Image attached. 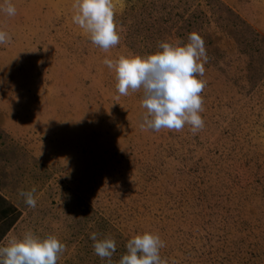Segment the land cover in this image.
<instances>
[{"label": "rangeland", "instance_id": "1", "mask_svg": "<svg viewBox=\"0 0 264 264\" xmlns=\"http://www.w3.org/2000/svg\"><path fill=\"white\" fill-rule=\"evenodd\" d=\"M0 247L32 232L57 264H119L159 235L167 264H264V0H113L117 46L73 23L74 0H0ZM204 41L193 134L141 128L143 90L120 95L104 59ZM35 189L36 207L22 192ZM111 238L109 260L94 251Z\"/></svg>", "mask_w": 264, "mask_h": 264}, {"label": "clouds", "instance_id": "2", "mask_svg": "<svg viewBox=\"0 0 264 264\" xmlns=\"http://www.w3.org/2000/svg\"><path fill=\"white\" fill-rule=\"evenodd\" d=\"M73 7L76 9L73 23L89 35L94 45L108 52L119 44L113 0H74ZM0 11L9 16L16 14L11 3L0 6ZM188 39L184 45L161 42L159 50L148 56L104 59V65L115 72L120 95L126 96L130 90H143L141 106L146 113L142 117V129L181 131L185 125H190L195 134L204 127L200 113L203 110L201 93L206 82L198 77L205 74L207 53L198 34H190ZM10 40V35L0 30V44ZM34 192L35 189L21 193L25 203L32 208L37 204ZM90 239L94 241L95 253L110 260L116 251L115 240L98 239L95 232L91 233ZM163 247L165 243L159 235L151 232L137 234L128 240L127 251L119 264H167L160 255ZM65 249L56 236L40 238L27 232L0 247V264H57Z\"/></svg>", "mask_w": 264, "mask_h": 264}]
</instances>
